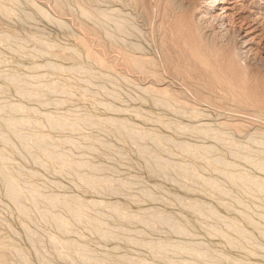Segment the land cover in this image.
<instances>
[{
  "label": "rangeland",
  "instance_id": "rangeland-1",
  "mask_svg": "<svg viewBox=\"0 0 264 264\" xmlns=\"http://www.w3.org/2000/svg\"><path fill=\"white\" fill-rule=\"evenodd\" d=\"M195 13L0 0V264H264V66Z\"/></svg>",
  "mask_w": 264,
  "mask_h": 264
},
{
  "label": "bare ground",
  "instance_id": "bare-ground-1",
  "mask_svg": "<svg viewBox=\"0 0 264 264\" xmlns=\"http://www.w3.org/2000/svg\"><path fill=\"white\" fill-rule=\"evenodd\" d=\"M185 1L194 6L196 10L195 17L199 16L198 19L205 23L203 26L201 23L202 21H198V24H201V29L205 27L206 29H204L207 30V32L208 30H214L219 37L224 36L225 40H228L233 47H235V53H237L240 58H244L245 66L241 67V70H244L246 73L244 72L243 74L250 75L249 67L255 64L256 59H260L264 66V35L261 34V28L255 22L236 18L235 9L237 1ZM254 47H256V52H254ZM254 55H259V58Z\"/></svg>",
  "mask_w": 264,
  "mask_h": 264
}]
</instances>
